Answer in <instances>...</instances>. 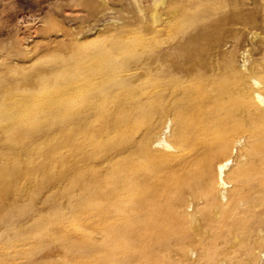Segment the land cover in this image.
<instances>
[{"label":"bare ground","instance_id":"1","mask_svg":"<svg viewBox=\"0 0 264 264\" xmlns=\"http://www.w3.org/2000/svg\"><path fill=\"white\" fill-rule=\"evenodd\" d=\"M117 1L123 23L0 73V264H51L37 255L52 246L57 264H256L264 0ZM169 120L174 151L154 147ZM242 137L246 159L226 170Z\"/></svg>","mask_w":264,"mask_h":264},{"label":"rangeland","instance_id":"2","mask_svg":"<svg viewBox=\"0 0 264 264\" xmlns=\"http://www.w3.org/2000/svg\"><path fill=\"white\" fill-rule=\"evenodd\" d=\"M95 1L94 5H97L98 0ZM150 3L145 4L149 5ZM110 5L115 10L100 11L95 15L89 9L90 3L88 0H0V73L7 66L23 67L33 71L40 63L49 65L53 55L58 52L57 49L62 46L74 40L92 39L105 26L115 25L118 22V24L123 23L124 18L117 12V8L121 6L119 1L111 0ZM140 18L137 19V22H140ZM168 46L167 42L161 41L154 49H150V54L154 58L163 57L168 53ZM146 53L143 51L141 55ZM248 54L249 51L243 50L239 53L238 63L243 69L249 65ZM138 60H130L128 62L130 67L133 68ZM261 105L264 107V104ZM171 132L172 123L169 120L155 132L154 139H159V141L154 143V147L174 151V148L168 146ZM247 142L245 137H242L241 141L235 142L232 151V162L229 163L226 170L229 167H234L238 159H246L244 152ZM59 179L54 180L53 184L47 185L42 190L43 193L41 192L44 195L41 197H45L40 199L43 200L41 202L43 205L40 203L42 205L40 206L41 217H44L47 212V207L45 208L47 204L44 203L47 197L58 196L62 198L59 191L64 184L62 179ZM231 188L232 184L225 185L222 193H226L227 189ZM188 210L192 211V206ZM95 239L99 243L103 241L99 233L95 234ZM254 253L256 254L255 263L264 264V247L255 250ZM192 256L195 258L196 253ZM37 258L43 262L49 261L51 264H57L60 252L58 248L52 246L40 252Z\"/></svg>","mask_w":264,"mask_h":264}]
</instances>
